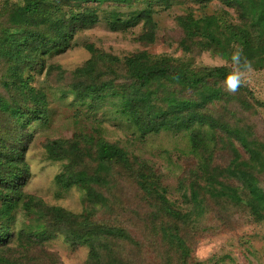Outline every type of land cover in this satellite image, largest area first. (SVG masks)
Returning a JSON list of instances; mask_svg holds the SVG:
<instances>
[{
  "label": "trees",
  "instance_id": "trees-1",
  "mask_svg": "<svg viewBox=\"0 0 264 264\" xmlns=\"http://www.w3.org/2000/svg\"><path fill=\"white\" fill-rule=\"evenodd\" d=\"M207 1L213 0L187 2L204 9ZM219 1L236 15L225 10L224 16L203 14L197 20L192 12L182 16L192 21L189 27L195 20L203 23L197 44L214 50L222 46L218 51H223L227 43H238L251 64L259 60L258 66H263L264 0ZM23 3L12 15L13 23L28 26L34 17L38 22L45 19L38 0ZM67 23L71 25L69 20ZM63 29L60 34L69 31L67 26ZM43 35L28 27L22 34L8 31L1 46L11 64L20 63L24 52L35 48ZM127 62L137 90L127 89L128 107L123 112L130 113L140 132L183 128L191 132L195 160L179 177L180 210L166 197L160 169L131 157L115 142L91 136L53 140L46 147L49 157L68 159L56 175L57 183L85 189L82 212L73 214L40 198L27 197L23 192L30 175L25 159L27 143L15 136L9 125V130L0 133V264H64L58 257H45L41 248L30 242L12 244L16 233L9 222L21 201L29 211L35 208L44 227L60 230L74 246L87 245L85 264H198L192 256L199 231L207 226L227 227L228 220L232 222L243 213L264 220V133L250 117L255 109L248 100L251 92L247 86L234 94L225 91L223 81L230 67L224 65L180 69L145 53L129 57ZM111 65V61L105 63V70ZM83 72L92 79H87L91 83L87 88L96 92V97L108 93L118 75L113 72L97 84L89 68ZM35 112L34 119H38ZM194 123L200 128L195 129ZM208 204L223 209L211 226ZM143 205L153 210L144 214L137 209ZM150 215L154 216L142 218Z\"/></svg>",
  "mask_w": 264,
  "mask_h": 264
},
{
  "label": "rangeland",
  "instance_id": "rangeland-1",
  "mask_svg": "<svg viewBox=\"0 0 264 264\" xmlns=\"http://www.w3.org/2000/svg\"><path fill=\"white\" fill-rule=\"evenodd\" d=\"M38 1L45 19L38 22L34 17L31 25L20 26L11 18L24 4L23 0H0V133L12 125L13 134L27 143L25 159L30 175L23 187L24 194L73 214L82 212L85 189L64 188L57 183L56 175L64 170L68 159L49 157L46 147L53 140L101 137L117 143L131 157L160 169L166 197L180 210L179 177L185 166L195 160L191 132L185 128L140 132L130 113L123 112L128 107L127 89L137 90L126 69L127 60L145 53L152 59L168 60L180 69L225 64L231 68L233 51L230 49L235 51L240 45L229 42L223 51H218L222 46L216 50L204 49L197 44L203 23L196 20L203 14L224 16L225 10L231 16L236 14L219 0L207 1L204 9L187 2L191 0ZM189 12L196 19L190 27L192 21L182 19ZM84 16L89 21L80 20ZM59 25L62 27L57 28ZM64 26L69 31L60 34ZM27 27L44 35L35 48L24 52L23 62L11 64L1 46L5 41L3 37L8 31L22 34ZM110 61V69L105 70V63ZM258 64L259 60L251 64L246 86L251 92H248V100L255 109L250 117L264 133V65ZM87 68L97 84L113 72L118 74L108 93L96 97V92L88 90L87 85L91 83L87 79H92L83 72ZM36 110L38 119H34ZM24 122H27L25 126ZM192 126L200 128L198 123ZM22 204L24 201L9 222L16 233L13 245L30 242L33 247H40L45 257H58L64 264H85L89 253L87 245L74 246L67 242L60 230L41 224L35 208L29 211ZM213 205L208 204L212 208L210 226L223 214L222 208L213 209ZM137 209L144 214L153 210L148 205ZM153 216L142 218L147 220ZM228 224L221 229L207 226L199 231L193 261L198 264H264V220L256 221L243 213L232 222L228 220Z\"/></svg>",
  "mask_w": 264,
  "mask_h": 264
},
{
  "label": "clouds",
  "instance_id": "clouds-1",
  "mask_svg": "<svg viewBox=\"0 0 264 264\" xmlns=\"http://www.w3.org/2000/svg\"><path fill=\"white\" fill-rule=\"evenodd\" d=\"M230 63L231 68L224 78L223 85L225 91L234 94L247 84L246 74L251 71L252 66L251 62L243 56V50L238 47L232 52Z\"/></svg>",
  "mask_w": 264,
  "mask_h": 264
}]
</instances>
